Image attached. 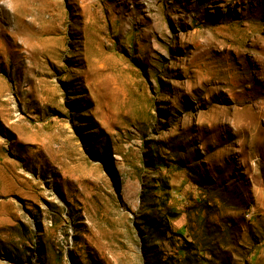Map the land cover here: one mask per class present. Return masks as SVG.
Instances as JSON below:
<instances>
[{
	"label": "rangeland",
	"instance_id": "rangeland-1",
	"mask_svg": "<svg viewBox=\"0 0 264 264\" xmlns=\"http://www.w3.org/2000/svg\"><path fill=\"white\" fill-rule=\"evenodd\" d=\"M264 0H0V264H264Z\"/></svg>",
	"mask_w": 264,
	"mask_h": 264
},
{
	"label": "bare ground",
	"instance_id": "bare-ground-1",
	"mask_svg": "<svg viewBox=\"0 0 264 264\" xmlns=\"http://www.w3.org/2000/svg\"><path fill=\"white\" fill-rule=\"evenodd\" d=\"M264 69V68H263ZM264 74V71H261Z\"/></svg>",
	"mask_w": 264,
	"mask_h": 264
}]
</instances>
